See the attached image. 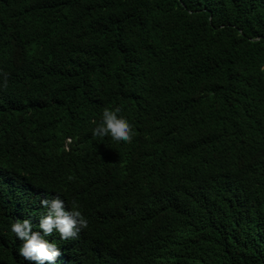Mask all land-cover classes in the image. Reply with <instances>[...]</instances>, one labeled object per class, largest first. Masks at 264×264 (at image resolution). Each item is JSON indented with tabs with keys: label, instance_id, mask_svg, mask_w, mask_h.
I'll use <instances>...</instances> for the list:
<instances>
[{
	"label": "trees",
	"instance_id": "1",
	"mask_svg": "<svg viewBox=\"0 0 264 264\" xmlns=\"http://www.w3.org/2000/svg\"><path fill=\"white\" fill-rule=\"evenodd\" d=\"M262 66L264 0H0V264L42 193L86 220L52 264H264Z\"/></svg>",
	"mask_w": 264,
	"mask_h": 264
},
{
	"label": "clouds",
	"instance_id": "2",
	"mask_svg": "<svg viewBox=\"0 0 264 264\" xmlns=\"http://www.w3.org/2000/svg\"><path fill=\"white\" fill-rule=\"evenodd\" d=\"M264 70V66H262ZM119 107H104L98 121L94 122L91 128V135L94 137H109L116 142L127 143L132 138V129L129 121L118 115ZM38 202L43 206L45 212L38 218L36 230L32 222L25 219H16L10 224V232L18 239L16 251L23 261L44 264L48 261L52 264L59 255L56 244L50 242L46 237L49 234H58L61 240L74 237L86 226L85 217L78 207H65V201L55 195L46 198L42 193Z\"/></svg>",
	"mask_w": 264,
	"mask_h": 264
}]
</instances>
